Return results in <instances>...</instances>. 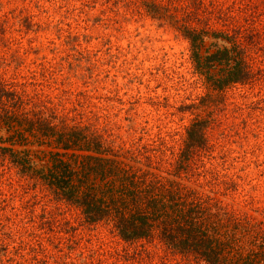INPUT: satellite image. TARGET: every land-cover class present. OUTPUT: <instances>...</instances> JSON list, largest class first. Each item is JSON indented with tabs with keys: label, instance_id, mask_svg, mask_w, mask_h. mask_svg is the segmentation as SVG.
Returning <instances> with one entry per match:
<instances>
[{
	"label": "rangeland",
	"instance_id": "1",
	"mask_svg": "<svg viewBox=\"0 0 264 264\" xmlns=\"http://www.w3.org/2000/svg\"><path fill=\"white\" fill-rule=\"evenodd\" d=\"M154 1L180 22L236 34L250 80L214 89L195 72L189 42L141 0H0V79L139 157L155 183L214 197L262 242L264 0ZM196 119L208 121L206 146L171 177ZM2 163L0 264H204L157 238L127 245L106 223L85 225Z\"/></svg>",
	"mask_w": 264,
	"mask_h": 264
},
{
	"label": "trees",
	"instance_id": "2",
	"mask_svg": "<svg viewBox=\"0 0 264 264\" xmlns=\"http://www.w3.org/2000/svg\"><path fill=\"white\" fill-rule=\"evenodd\" d=\"M141 3L151 18L178 29L189 42L195 72L214 89L250 80L245 45L236 34L195 28L154 0ZM70 121L0 79L3 169L76 209L85 225L108 224L127 245L157 238L171 254L204 264H264V236L256 242L253 229L226 205L210 195L177 189L170 178L155 183L139 157L115 150L108 137L89 125ZM207 127L205 119L186 127L178 161L166 174L181 173L190 154L205 148Z\"/></svg>",
	"mask_w": 264,
	"mask_h": 264
}]
</instances>
